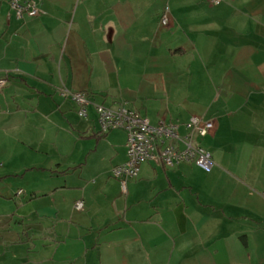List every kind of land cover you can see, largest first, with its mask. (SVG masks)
<instances>
[{
    "label": "crops",
    "instance_id": "crops-1",
    "mask_svg": "<svg viewBox=\"0 0 264 264\" xmlns=\"http://www.w3.org/2000/svg\"><path fill=\"white\" fill-rule=\"evenodd\" d=\"M10 1L0 0V264H264V0H40L48 16L25 20ZM63 88L87 93L88 117L77 116L89 121L95 106L121 104L182 134L193 117L215 121L201 140L214 168L147 163L122 195L111 173L127 162L126 133L98 138L97 122L88 135ZM52 131L55 142L90 139L83 160L63 161L58 146L51 162ZM12 171L22 178L5 184Z\"/></svg>",
    "mask_w": 264,
    "mask_h": 264
},
{
    "label": "built area",
    "instance_id": "built-area-1",
    "mask_svg": "<svg viewBox=\"0 0 264 264\" xmlns=\"http://www.w3.org/2000/svg\"><path fill=\"white\" fill-rule=\"evenodd\" d=\"M39 1L11 0L10 6L19 20L48 16V13L40 8ZM210 2L214 7H218L222 0H210ZM169 14L170 9L167 8L161 16L162 25H168ZM3 84L1 82L0 87ZM60 94L77 106L81 118L88 117L91 102L87 93L63 88ZM95 108L102 134L121 130L127 135V162L114 167L111 173L112 177L120 182L122 195H127V183L136 180L142 165L147 163L160 169H174L183 164H190L205 171H211L215 166L212 153L201 143V140L215 132V121L193 117L183 125L186 133L182 134V125L166 122L153 125L138 111L124 104L116 107L97 105ZM75 209L83 211L84 203L77 202Z\"/></svg>",
    "mask_w": 264,
    "mask_h": 264
},
{
    "label": "rangeland",
    "instance_id": "rangeland-1",
    "mask_svg": "<svg viewBox=\"0 0 264 264\" xmlns=\"http://www.w3.org/2000/svg\"><path fill=\"white\" fill-rule=\"evenodd\" d=\"M72 102V101H71ZM76 106V105H75ZM77 108V106H76ZM77 113V114H76ZM76 115L75 117L80 120V121H87L90 122L92 125V128L90 129L88 135H93L94 131H97L98 129V121L95 120V118H92V121L89 120H85V119H81L79 118L77 115L78 112L76 111ZM94 119V120H93ZM94 121V122H93ZM117 131H121V130H117ZM125 132L122 131L121 137H123V135ZM83 133H73V134H67L64 136H60L57 140V142H55V140L53 139L54 136V131H52V135L47 137L46 140L49 141V144L46 146L47 148H49L50 150V156L51 157V162L54 161L55 157H59V153L56 150V148L59 146V148L61 147L62 150V155H61V159L65 162H74L76 164H78V162H80V160L82 161L83 159H81V151L82 149H84V151L87 149V147H89L91 145L90 139H86V138H81V136H83ZM92 141V140H91ZM105 141V140H104ZM104 141L101 144V153L103 156H105L106 154H108L111 149L113 151V156L115 154V150L110 147L108 144L104 143ZM41 156V155H38ZM42 157V156H41ZM103 158V157H102ZM101 159L97 158V156H95V158H92V164H96L97 162H99ZM40 161H47L46 158H42L40 159ZM104 161V159H103ZM0 174H2V172L5 174L6 169L4 168H0ZM15 171H12L10 174L11 176H5L2 180L5 182V184H10L12 181L8 182V179H17V178H22V176H16V174L14 173Z\"/></svg>",
    "mask_w": 264,
    "mask_h": 264
},
{
    "label": "trees",
    "instance_id": "trees-1",
    "mask_svg": "<svg viewBox=\"0 0 264 264\" xmlns=\"http://www.w3.org/2000/svg\"><path fill=\"white\" fill-rule=\"evenodd\" d=\"M106 134H102L101 132H99L98 134H96L95 136L98 138H102L103 136H105Z\"/></svg>",
    "mask_w": 264,
    "mask_h": 264
}]
</instances>
